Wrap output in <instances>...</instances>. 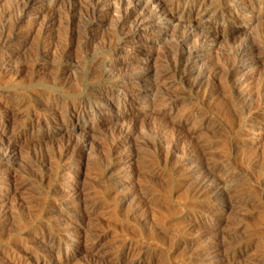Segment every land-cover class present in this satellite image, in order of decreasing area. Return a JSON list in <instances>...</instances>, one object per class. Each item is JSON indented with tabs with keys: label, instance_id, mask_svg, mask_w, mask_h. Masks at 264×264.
<instances>
[{
	"label": "rangeland",
	"instance_id": "obj_1",
	"mask_svg": "<svg viewBox=\"0 0 264 264\" xmlns=\"http://www.w3.org/2000/svg\"><path fill=\"white\" fill-rule=\"evenodd\" d=\"M92 1L0 0V155L8 141L15 144L0 160V264H264V104L255 96L264 78V48L256 68L240 62L254 92L249 103L255 107L247 111L248 100L240 96L244 83L237 87V76L226 81L216 69L225 52L243 43L264 47L263 7L236 21H214L220 37L189 77L175 74L168 60L176 44L173 25L149 32L132 31L131 20L117 26L126 0H104L99 22L88 31ZM199 2L211 10L224 5L193 0ZM183 3L178 12H186ZM36 15L31 36L14 38L32 27ZM49 19L52 25L43 28ZM142 40L148 44L140 46ZM199 67L206 77L202 88L214 84L211 97L189 87ZM159 91L170 97L157 98ZM105 95L121 105L110 108ZM75 104L86 116L74 123L84 127L51 128L42 138L46 130L39 124L51 127L52 114L68 118L65 108ZM191 108L202 116L185 118ZM68 140L81 146L77 157L61 154ZM194 140L211 147L203 161L232 175L226 185L242 200L224 216H203L187 228L211 201L186 189L183 163ZM49 233L59 239L53 255L49 245L39 244ZM235 238L242 244L235 252L223 247L228 255L220 260L197 252Z\"/></svg>",
	"mask_w": 264,
	"mask_h": 264
},
{
	"label": "bare ground",
	"instance_id": "obj_2",
	"mask_svg": "<svg viewBox=\"0 0 264 264\" xmlns=\"http://www.w3.org/2000/svg\"><path fill=\"white\" fill-rule=\"evenodd\" d=\"M92 1V0H90ZM104 0H93L91 5L89 6V17L86 23H84V28L86 30H90L93 26H95L96 22L98 20H96L98 18V16L100 14L103 13V2ZM125 2V1H124ZM123 2V3H124ZM219 2H222L223 8L220 7V5L211 10V8H208V6L202 5V3H198V4H194L193 0H186L183 1L182 0H126L125 2V10L123 8V13L121 14L120 19L116 18L117 22L115 23L117 26L121 24H123L126 20H131V30H135V28L137 27H143L145 28L147 31H154L157 28L160 27H167L169 25H173L174 26V30H175V36H176V44H175V49L174 52L168 55L171 56V58L166 55L167 59L169 60L175 74H177L176 72H179L178 74L180 75H185V76H189L192 74V72L194 71L195 67L197 66L198 62L200 61V58L202 60V57L206 54H209V50L211 49V46L214 42V40L218 37H220V33L218 32V29L213 26L214 21L216 22V20L218 21L219 19L221 21L224 20L228 21V20H235L238 17H244L246 15H250V13L252 12V10H254L255 7H257L258 9H261L263 7L264 10V0H219ZM184 4L182 5L183 8H185L186 12L185 13H181L178 12V8L181 6L180 4ZM221 3V4H222ZM263 3V4H262ZM217 4V3H216ZM215 6V5H214ZM216 7V6H215ZM211 10V12H210ZM35 11V10H34ZM210 12V14H208ZM254 12V11H253ZM34 13V12H33ZM35 14H37V12H35ZM34 15V14H33ZM118 15V14H117ZM35 16V15H34ZM38 15H36L35 18L32 19L31 22V26L36 23V18ZM120 16V14H119ZM87 17V16H86ZM237 20V19H236ZM235 20V21H236ZM240 20V19H239ZM20 21V20H19ZM52 19H49L47 21L46 24L43 25V28H45L48 25H52ZM99 22V21H98ZM37 24V23H36ZM86 24V25H85ZM114 24V25H115ZM125 24V23H124ZM123 24V25H124ZM215 24V23H214ZM247 24V23H246ZM113 25V26H114ZM33 26L30 27L29 29H27L24 32L18 31V33H16L13 37L17 38L20 36H24V38H29L33 32ZM41 25H39L40 27ZM80 26V25H79ZM128 26V25H127ZM36 27V26H35ZM129 27V26H128ZM117 28V27H116ZM36 29V28H35ZM75 29V28H74ZM81 29V28H80ZM83 29V28H82ZM130 29V28H128ZM65 30V29H64ZM84 30V29H83ZM113 30V29H112ZM130 30V31H131ZM23 31V30H22ZM36 31V30H34ZM85 31V30H84ZM91 31V30H90ZM41 32V31H40ZM70 32V31H69ZM221 32V31H220ZM50 33V32H49ZM77 33V32H76ZM223 33V32H222ZM39 34V32H38ZM67 34V32H66ZM80 34V33H79ZM13 35V34H12ZM84 35V34H83ZM194 35H196L197 39L196 42L192 45L186 46L187 43L186 41L188 39H190L192 36L194 37ZM3 36V34H2ZM5 36V35H4ZM33 36V35H32ZM90 36V35H89ZM9 37V36H8ZM11 38V37H10ZM110 38V37H109ZM1 39H3L1 37ZM194 39V40H195ZM31 40V39H30ZM29 40V41H30ZM109 40V39H108ZM118 41V39H116ZM260 40V39H259ZM264 40V39H263ZM7 41V40H6ZM110 41V40H109ZM116 41V43H117ZM251 41V40H250ZM249 43H241L240 47L237 50H233V51H229L228 53L225 54L224 58L225 59V63H220V66H217V74L221 73L222 71V78L226 81L235 79V77L237 78L235 82V85L237 87H241V85L243 86V83L245 86H243L240 89V96L243 97L244 101L251 100V98L254 95H252V92L249 90L248 84H247V80H248V75H245L244 73H242V67L240 65H242L243 63H246L247 66L251 67V68H256L257 63H258V55L259 53L262 51L260 49H263L264 47H261V44L259 43H254V42H250ZM31 42V41H30ZM245 42V41H244ZM110 43V42H109ZM126 43V42H124ZM140 44V46H146L148 44V41H139L138 42ZM186 43V44H185ZM30 44V43H29ZM40 44V43H39ZM264 44V43H262ZM126 46H128L126 44ZM111 47V46H110ZM238 47V45H237ZM235 48V46H234ZM44 49V48H43ZM236 49V48H235ZM47 50V49H46ZM227 50H231V49H227ZM172 52V50L170 51ZM168 54V51L167 53ZM141 53L139 55H137L136 59H140L141 58ZM165 56V55H164ZM222 57V56H221ZM99 58V57H98ZM205 58V57H204ZM142 59V58H141ZM165 59V58H164ZM208 59V58H207ZM161 60V59H160ZM223 60V59H222ZM224 62V61H223ZM240 62H242V64H240ZM102 63V62H101ZM260 63V62H259ZM134 64V63H133ZM164 64V63H163ZM162 64V65H163ZM200 64V63H199ZM198 64V65H199ZM202 64V63H201ZM218 64V63H217ZM222 65V66H221ZM2 66V65H1ZM200 66V65H199ZM5 67V66H4ZM165 67V66H164ZM261 67V66H260ZM105 68V67H104ZM169 68V67H168ZM200 69H197L195 71H197L195 73V76L192 80V82L190 83L189 87L190 88H197L199 90V88L204 89L202 90V96H209L211 97L213 95V91H214V84L213 83H206L205 88H202V78H206L204 76V69H202L201 67H199ZM1 69V68H0ZM171 69V68H170ZM134 70V69H132ZM246 70V69H245ZM249 70V68H248ZM259 70V69H258ZM105 71V70H104ZM109 71V69H108ZM112 71V70H111ZM261 73L263 72L262 70H260ZM101 72V71H100ZM103 72V71H102ZM101 72V73H102ZM139 72V71H138ZM137 72V73H138ZM147 72H149V70L143 71V74L146 75ZM162 72V71H161ZM244 72H249V71H244ZM257 72V71H256ZM111 73V72H110ZM240 74V76H239ZM257 74V73H256ZM97 75V74H96ZM104 75V73H103ZM109 75V73L107 74ZM136 75V74H135ZM157 75V74H156ZM178 75V76H179ZM116 76V75H115ZM148 76V75H147ZM141 75H137L135 76V78H139L140 79ZM158 77V76H157ZM219 77V76H218ZM254 77V76H253ZM156 78V77H155ZM183 78V77H182ZM187 78V77H186ZM208 78V77H207ZM221 78V79H222ZM258 78V77H257ZM260 78V76H259ZM190 79V78H189ZM209 79V78H208ZM255 79V78H254ZM155 80V79H154ZM188 80V79H187ZM258 80V79H257ZM261 81L260 84V88L258 90V92L256 90L255 93L259 100L263 101L264 104V78L263 79H259V82ZM182 81V80H181ZM191 81V80H188ZM208 82V81H207ZM214 82V81H213ZM233 82V81H232ZM183 83V82H182ZM228 82H225V85H227ZM231 83V82H229ZM157 84V83H156ZM216 84H218L216 82ZM221 84V83H220ZM138 85V84H137ZM184 85V83H183ZM188 85V84H187ZM234 85V84H233ZM217 86V85H216ZM223 86V85H222ZM152 87V86H151ZM159 87V86H158ZM165 87V86H164ZM185 87V86H184ZM188 87V86H187ZM220 87V86H219ZM236 87V88H237ZM167 88V86H166ZM218 88V87H217ZM257 88V87H256ZM187 89V88H186ZM216 89V88H215ZM254 89V88H253ZM155 90V89H154ZM196 90V89H195ZM194 90V91H195ZM156 91V90H155ZM185 91V90H184ZM239 91V90H238ZM39 92V91H38ZM144 92H146V90H144ZM165 91H159L157 93V98L160 99H166L167 97H170L169 95L167 96L168 93H164ZM167 92V91H166ZM188 92V91H187ZM200 92V91H199ZM217 92V91H216ZM33 93V92H32ZM69 93V92H68ZM67 93V94H68ZM37 94V93H36ZM180 94V92H179ZM201 94V93H200ZM199 94V96H200ZM215 94V93H214ZM239 94V93H238ZM39 95V94H38ZM57 95V94H56ZM181 95V94H180ZM152 96V95H151ZM155 96V95H154ZM172 96V95H171ZM175 96V95H173ZM179 96V95H178ZM39 97V96H38ZM107 96L105 95V98ZM177 97V96H175ZM86 98V97H85ZM155 99V97H153ZM174 98V97H171ZM257 98V99H258ZM53 99V98H52ZM107 102L109 103V105L112 107H119L121 105V103L119 101H116L114 99L111 98V96L107 97ZM201 99V98H200ZM255 100V99H254ZM56 101V99H55ZM253 101V99H252ZM105 102V101H104ZM163 102V101H162ZM165 102V100H164ZM200 102V100H199ZM204 102V101H203ZM251 102V101H250ZM256 102H258L256 100ZM192 103V102H191ZM57 104V103H56ZM246 104V103H245ZM250 104V105H249ZM248 105H243L246 106L245 109L246 111L248 109H250L249 107H252V103H249ZM252 104V105H251ZM80 105V104H79ZM60 106V105H58ZM199 106V105H198ZM255 107V105H253ZM46 107V106H45ZM84 107V106H83ZM83 107L78 106L77 104L75 105H71V106H67L65 108L64 113L66 112L68 115V118H64L65 116L63 115H53V122H52V126L49 127V124H42L40 123L39 126L41 128H44L46 130V133L43 134V136H41L42 138H46L48 137V132L51 128H57V129H62V130H69V131H74L77 128H82L84 127L81 123L80 126L76 125L74 123V120H79L80 122H83L85 112L82 109ZM195 107V106H194ZM55 108V107H54ZM57 108V107H56ZM193 108V107H192ZM192 108L189 110V112L187 113L185 118L188 117H194L199 118L197 110L198 108L195 110H192ZM257 108V107H256ZM52 109V108H51ZM59 109V108H58ZM195 109V108H194ZM54 110V109H53ZM86 110V109H85ZM51 111V110H50ZM185 111V110H184ZM245 111V110H244ZM262 112H264V106L262 108V110H260ZM58 112V111H57ZM60 113V112H59ZM258 113V112H257ZM203 114V113H202ZM51 115V116H52ZM182 115V114H181ZM226 115V114H225ZM108 116H110V113H108ZM112 116V115H111ZM207 117V116H206ZM257 117V116H256ZM264 117V116H263ZM209 119V117H207ZM202 119V118H201ZM52 120V119H51ZM264 120V119H263ZM178 121V120H177ZM201 121V120H200ZM176 122V121H175ZM50 123V122H49ZM179 123V121H178ZM172 125V124H171ZM165 126V125H164ZM19 127V126H18ZM170 127V124H169ZM173 128H177V125L173 126ZM18 129V128H17ZM170 129V128H168ZM31 130V129H30ZM134 131V130H133ZM132 131V132H133ZM162 131V130H161ZM177 131V130H176ZM30 132V131H29ZM123 132V131H122ZM264 132V130H263ZM126 133V132H125ZM175 133V132H174ZM113 134V133H112ZM128 134V133H127ZM172 135V133H170L169 131V135ZM237 135V134H236ZM243 135V134H242ZM248 135V134H247ZM34 136V135H33ZM33 136H29L30 138H35V141L38 140V137H33ZM126 136V135H125ZM7 138V137H6ZM5 140V139H4ZM201 140V139H200ZM203 140V139H202ZM205 140V139H204ZM13 141V140H12ZM34 141V140H33ZM39 141V140H38ZM77 142V141H76ZM76 142H74L73 140H68L64 146L62 144V151L61 154H65L67 155L69 151H71L73 153V155H75L77 157V155H79L81 153V146L78 145V142L76 144ZM84 142V141H83ZM204 142L206 141H195L191 142L188 146H187V150H186V159L185 163H183V166L187 169V172L185 173L184 176H186L187 178H189L188 182H184L187 185V192L190 195H198L201 197L202 196H209L211 197V201L208 202V204H206L205 206L201 207L200 213L198 212L195 215V218L187 224V228H194L197 226V224L200 222L201 217L203 216H209L210 214H215L218 215L220 217L224 216V214L226 213V211L230 208H233V206L235 205V202L237 201H241L242 197H238V194H236L238 192V190H236L234 188V186H228L226 185L232 178V175H230L228 172L227 173H220L221 172V167H218L216 165H214V163L210 164L209 162H205L204 157L207 156L205 155L208 151V149L210 150V148L208 147V144H205ZM210 142V141H209ZM208 142V143H209ZM8 147L4 150H2L4 153H2L0 155V160H2L5 155H7L8 150H12V148L15 147V144L10 141H8ZM81 144V143H80ZM5 148V147H4ZM235 148V147H233ZM241 148V147H240ZM231 149V148H230ZM241 151V149H239ZM238 150V151H239ZM245 150V149H244ZM13 151V150H12ZM237 151V150H236ZM237 151V152H238ZM244 152V151H243ZM71 153V154H72ZM260 153V152H258ZM70 154V152H69ZM70 154V155H71ZM184 154V152H183ZM248 154V153H247ZM58 155V154H57ZM242 155V154H241ZM253 155V154H250ZM256 155V154H255ZM59 156V155H58ZM260 156V154H259ZM264 156V155H263ZM236 157V156H235ZM253 157V156H252ZM249 157L251 160H254L255 157ZM50 158V157H49ZM237 158V157H236ZM248 158V157H247ZM246 158V159H247ZM261 158V157H259ZM206 159V158H205ZM243 159V158H242ZM263 159V158H261ZM259 159V160H261ZM5 160V159H4ZM248 160V159H247ZM264 160V159H263ZM45 161V160H44ZM254 162H256V160H254ZM253 162V163H254ZM260 162V161H258ZM264 162V161H263ZM143 163V162H142ZM257 163V162H256ZM262 163V160H261ZM182 164V162H181ZM262 165V164H261ZM139 167V166H138ZM142 167V166H141ZM182 167V172H183V168ZM136 168V167H135ZM143 168V167H142ZM221 168V169H220ZM137 169V168H136ZM139 169V168H138ZM184 169V170H186ZM142 170V169H141ZM146 170V169H145ZM226 170V169H225ZM149 171V170H148ZM147 171V172H148ZM223 171V170H222ZM145 172V171H144ZM151 172V171H150ZM185 172V171H184ZM155 173V172H154ZM146 174V173H145ZM151 174V173H150ZM148 176V175H147ZM115 179V178H114ZM235 179V178H234ZM111 181V180H110ZM232 182V181H231ZM234 184V182H233ZM263 184V183H262ZM235 185V184H234ZM260 185V184H259ZM236 187V185H235ZM239 189V188H238ZM239 193V192H238ZM187 196V195H186ZM77 198V197H76ZM79 199V198H78ZM142 199V197H141ZM83 200V199H82ZM81 200V201H82ZM84 201V200H83ZM145 201V200H144ZM248 201V199H247ZM245 202V201H244ZM86 203V202H85ZM85 203L81 202V205H83L82 207H85ZM184 203V202H183ZM207 203V202H206ZM188 204V203H187ZM191 205V203H190ZM200 210V209H199ZM186 222V221H185ZM158 227V226H157ZM185 227V226H184ZM159 231V230H158ZM70 232V231H69ZM68 232V233H69ZM67 233V231H66ZM159 233V232H158ZM161 233V232H160ZM181 233V232H180ZM150 234V233H149ZM164 234V233H162ZM161 234V236H163ZM43 235V234H42ZM70 235V234H69ZM72 236V235H71ZM59 237V236H57ZM152 237V236H151ZM156 237V236H155ZM182 238V237H181ZM184 239V238H183ZM186 239V238H185ZM233 239V238H232ZM238 239V238H237ZM177 240V239H176ZM180 240V239H179ZM235 241L232 240H227V239H218L217 241H215L214 243H209L206 244L204 247H202V249L200 251L197 250L198 254L200 256H202L204 259L205 258H209V259H215V260H220L223 257L227 256L228 254H226V252H224V250H222V248L226 247L227 250H233V252H235V250L237 249V247L242 244V241H237L236 238L234 239ZM242 240V239H241ZM59 241V239H58ZM57 239L55 238V236L51 235L50 233L47 234L46 236L42 237V239H40L39 244L40 245H49V249H48V255H51L53 253V248L55 246H57L58 244ZM38 242V241H37ZM60 243V242H59ZM174 244V243H173ZM244 244V243H243ZM39 245V246H40ZM183 245V244H182ZM46 246V247H47ZM178 246V245H177ZM179 247V246H178ZM181 247V246H180ZM223 248V249H224ZM178 249V248H177ZM183 249V248H181ZM189 250V249H188ZM204 250V251H202ZM178 251V250H177ZM223 251V252H222ZM238 252V251H237ZM194 253V252H192ZM184 254V253H183ZM46 255V254H45ZM53 255V254H52ZM28 256V254H27ZM188 256V255H187ZM186 256V257H187ZM193 258V257H192ZM190 259V258H189ZM196 259V258H195ZM207 259V260H209ZM43 261V260H42ZM205 262V260L203 261ZM207 262V261H206ZM205 262V263H206Z\"/></svg>",
	"mask_w": 264,
	"mask_h": 264
}]
</instances>
